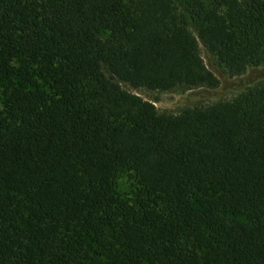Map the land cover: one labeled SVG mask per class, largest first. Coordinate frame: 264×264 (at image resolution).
I'll return each mask as SVG.
<instances>
[{"label": "trees", "instance_id": "1", "mask_svg": "<svg viewBox=\"0 0 264 264\" xmlns=\"http://www.w3.org/2000/svg\"><path fill=\"white\" fill-rule=\"evenodd\" d=\"M201 44L264 67V0H0V264H264V81L179 114L122 87L219 88Z\"/></svg>", "mask_w": 264, "mask_h": 264}, {"label": "rangeland", "instance_id": "2", "mask_svg": "<svg viewBox=\"0 0 264 264\" xmlns=\"http://www.w3.org/2000/svg\"><path fill=\"white\" fill-rule=\"evenodd\" d=\"M201 51L206 64L215 71L221 80V85L217 89L187 90L178 88L163 92L148 89L135 90L126 84H122V87L152 102L161 113L179 114L190 107L209 106L223 101H231L248 88L264 81V67L251 68L241 76L231 77L202 44ZM139 192L140 185L133 173L121 172L118 174L116 178L118 196L135 204Z\"/></svg>", "mask_w": 264, "mask_h": 264}]
</instances>
